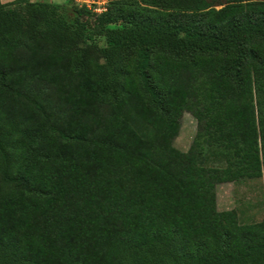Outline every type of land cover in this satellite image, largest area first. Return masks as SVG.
<instances>
[{"label":"trees","instance_id":"trees-1","mask_svg":"<svg viewBox=\"0 0 264 264\" xmlns=\"http://www.w3.org/2000/svg\"><path fill=\"white\" fill-rule=\"evenodd\" d=\"M76 12L69 21L54 3L0 0V264H264V218L240 224L208 195L264 178L254 49L264 0H107L100 14ZM154 51L216 55L226 82L191 59L156 84ZM129 57L141 93L125 87ZM190 102L199 119L183 152L172 138ZM127 106L141 107L143 134L121 117Z\"/></svg>","mask_w":264,"mask_h":264},{"label":"rangeland","instance_id":"rangeland-1","mask_svg":"<svg viewBox=\"0 0 264 264\" xmlns=\"http://www.w3.org/2000/svg\"><path fill=\"white\" fill-rule=\"evenodd\" d=\"M7 6H12L15 0H1ZM50 2L57 5L61 14L69 21H73L76 16V10H79L83 5H86L85 0H33ZM107 1V0H106ZM237 2V1H236ZM107 4V3H106ZM223 5H216L214 8L216 10L220 9ZM87 7V6H86ZM164 11V10H161ZM99 46L105 45V38H97ZM255 51L264 54V49L259 47V45L254 46ZM152 63L149 68V73L152 81L157 84L159 81H170L173 70L179 69V65L182 63H189L191 59L199 62V65L203 69L211 70L213 73L212 78L219 83H225L224 79L219 77L217 69L219 63L221 62L220 57L216 55L207 54H193L192 58L189 60L186 57L177 59L169 54L154 51L152 53ZM73 60V55L68 56V62L71 64ZM133 57L126 58L123 61V68L126 72L124 78L125 87L132 89L133 94L141 93V85L139 82V77L137 73V68H135ZM95 76L91 77L89 81H93ZM122 97V96H121ZM133 105V102L131 103ZM27 111H31L29 107H23ZM141 112V107L137 108L133 106H127L126 111L121 115L123 119L131 125L133 131L143 134L146 130V124L144 119H141L136 113V111ZM200 108L193 102L183 110L181 116L177 121V131L172 138V145L180 151L186 152L194 138L197 130L198 113ZM34 112V111H33ZM91 113L98 114V107H91ZM116 112V110H115ZM39 127V122H36ZM47 149L51 147L57 138L52 133H46ZM78 152H83L85 147L83 142L78 141L77 144ZM63 147L65 151L70 154V143L63 142ZM47 167L42 164L35 171L40 175L43 170ZM208 195L212 199V208L215 210H233L236 214L237 220L240 224L257 223L264 218V178L257 177L252 179L243 178L237 181H226L217 184L214 188L210 189Z\"/></svg>","mask_w":264,"mask_h":264},{"label":"built area","instance_id":"built-area-1","mask_svg":"<svg viewBox=\"0 0 264 264\" xmlns=\"http://www.w3.org/2000/svg\"><path fill=\"white\" fill-rule=\"evenodd\" d=\"M86 6L95 14L106 10V0H85Z\"/></svg>","mask_w":264,"mask_h":264}]
</instances>
